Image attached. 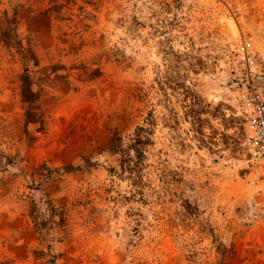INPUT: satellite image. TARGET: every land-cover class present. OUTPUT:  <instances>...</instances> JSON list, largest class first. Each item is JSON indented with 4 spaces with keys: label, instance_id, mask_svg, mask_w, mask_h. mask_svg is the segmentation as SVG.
Wrapping results in <instances>:
<instances>
[{
    "label": "rangeland",
    "instance_id": "rangeland-1",
    "mask_svg": "<svg viewBox=\"0 0 264 264\" xmlns=\"http://www.w3.org/2000/svg\"><path fill=\"white\" fill-rule=\"evenodd\" d=\"M251 79L264 0H0V264H264Z\"/></svg>",
    "mask_w": 264,
    "mask_h": 264
},
{
    "label": "built area",
    "instance_id": "built-area-1",
    "mask_svg": "<svg viewBox=\"0 0 264 264\" xmlns=\"http://www.w3.org/2000/svg\"><path fill=\"white\" fill-rule=\"evenodd\" d=\"M256 79L259 80L260 76ZM251 82L246 94L242 96L249 109L244 131V145L250 157L259 160L264 165V92L254 79H251Z\"/></svg>",
    "mask_w": 264,
    "mask_h": 264
},
{
    "label": "trees",
    "instance_id": "trees-1",
    "mask_svg": "<svg viewBox=\"0 0 264 264\" xmlns=\"http://www.w3.org/2000/svg\"><path fill=\"white\" fill-rule=\"evenodd\" d=\"M21 82V98L22 101L28 104V108H31L36 100L35 93L32 91L31 88V81L27 74V71H24L20 77ZM30 114V112H28ZM29 122V121H27Z\"/></svg>",
    "mask_w": 264,
    "mask_h": 264
}]
</instances>
